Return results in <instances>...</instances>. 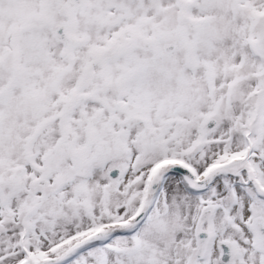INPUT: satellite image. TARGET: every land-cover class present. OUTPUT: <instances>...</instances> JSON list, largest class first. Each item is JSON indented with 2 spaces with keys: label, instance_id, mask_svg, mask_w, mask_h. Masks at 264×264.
<instances>
[{
  "label": "snow or ice",
  "instance_id": "1",
  "mask_svg": "<svg viewBox=\"0 0 264 264\" xmlns=\"http://www.w3.org/2000/svg\"><path fill=\"white\" fill-rule=\"evenodd\" d=\"M0 264H264V0H0Z\"/></svg>",
  "mask_w": 264,
  "mask_h": 264
}]
</instances>
